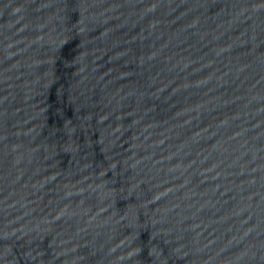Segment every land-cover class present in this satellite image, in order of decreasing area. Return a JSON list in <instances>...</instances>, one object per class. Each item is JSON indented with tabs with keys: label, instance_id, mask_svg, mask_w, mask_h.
<instances>
[{
	"label": "water",
	"instance_id": "95a60500",
	"mask_svg": "<svg viewBox=\"0 0 264 264\" xmlns=\"http://www.w3.org/2000/svg\"><path fill=\"white\" fill-rule=\"evenodd\" d=\"M0 264H264V0H0Z\"/></svg>",
	"mask_w": 264,
	"mask_h": 264
}]
</instances>
